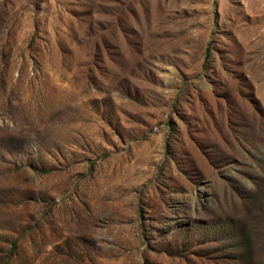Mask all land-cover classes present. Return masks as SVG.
Segmentation results:
<instances>
[{"label":"rangeland","instance_id":"rangeland-1","mask_svg":"<svg viewBox=\"0 0 264 264\" xmlns=\"http://www.w3.org/2000/svg\"><path fill=\"white\" fill-rule=\"evenodd\" d=\"M0 264H264V0H0Z\"/></svg>","mask_w":264,"mask_h":264}]
</instances>
